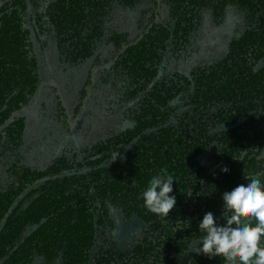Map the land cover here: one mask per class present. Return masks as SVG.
Masks as SVG:
<instances>
[{
  "label": "trees",
  "instance_id": "1",
  "mask_svg": "<svg viewBox=\"0 0 264 264\" xmlns=\"http://www.w3.org/2000/svg\"><path fill=\"white\" fill-rule=\"evenodd\" d=\"M263 126L264 0H0V264H224L190 246L264 180Z\"/></svg>",
  "mask_w": 264,
  "mask_h": 264
},
{
  "label": "clouds",
  "instance_id": "2",
  "mask_svg": "<svg viewBox=\"0 0 264 264\" xmlns=\"http://www.w3.org/2000/svg\"><path fill=\"white\" fill-rule=\"evenodd\" d=\"M117 155L114 153L109 161L115 162ZM221 171L227 173L229 169L225 166ZM173 181L175 177L162 169L140 193L143 206L162 219L176 203V196L170 195ZM221 198V216L217 218L212 212L203 215L198 223L203 235L192 241L190 251L208 259L221 257L224 264H264V180L260 174L244 177Z\"/></svg>",
  "mask_w": 264,
  "mask_h": 264
},
{
  "label": "flooded vegetation",
  "instance_id": "3",
  "mask_svg": "<svg viewBox=\"0 0 264 264\" xmlns=\"http://www.w3.org/2000/svg\"><path fill=\"white\" fill-rule=\"evenodd\" d=\"M213 44V43H212ZM264 129V126H263ZM115 219L117 222V233H116V238L113 241V246L116 250H125L130 241L134 238L135 232L140 226L138 223V220L133 219L132 221H126L123 217H121L118 214H115ZM66 252L65 247H62L60 251H58V256L56 257L57 259H60L62 255ZM55 254L57 253L54 252ZM40 261H36V264H39ZM31 264H35V260L31 262Z\"/></svg>",
  "mask_w": 264,
  "mask_h": 264
},
{
  "label": "rangeland",
  "instance_id": "4",
  "mask_svg": "<svg viewBox=\"0 0 264 264\" xmlns=\"http://www.w3.org/2000/svg\"><path fill=\"white\" fill-rule=\"evenodd\" d=\"M212 43L215 44V40H212Z\"/></svg>",
  "mask_w": 264,
  "mask_h": 264
}]
</instances>
